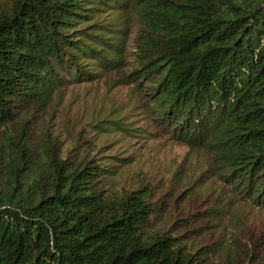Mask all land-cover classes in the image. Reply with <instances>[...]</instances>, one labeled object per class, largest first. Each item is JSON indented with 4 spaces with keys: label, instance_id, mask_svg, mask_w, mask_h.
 Masks as SVG:
<instances>
[{
    "label": "trees",
    "instance_id": "obj_1",
    "mask_svg": "<svg viewBox=\"0 0 264 264\" xmlns=\"http://www.w3.org/2000/svg\"><path fill=\"white\" fill-rule=\"evenodd\" d=\"M135 17L138 56L124 77L146 78L152 120L206 148L264 205V0L0 1V120L122 71ZM93 162L48 154L6 177L0 264H202L157 227L151 192L107 195Z\"/></svg>",
    "mask_w": 264,
    "mask_h": 264
},
{
    "label": "rangeland",
    "instance_id": "obj_2",
    "mask_svg": "<svg viewBox=\"0 0 264 264\" xmlns=\"http://www.w3.org/2000/svg\"><path fill=\"white\" fill-rule=\"evenodd\" d=\"M131 23L122 71L69 82L48 106L0 120L1 187H7L6 177L26 176L48 154L71 163L86 154L103 168L107 195L151 192L159 206L157 227L200 263L259 264L264 205L249 201L241 186L234 188L206 148L175 139L152 120L146 78L127 82L124 77L138 56L139 20Z\"/></svg>",
    "mask_w": 264,
    "mask_h": 264
}]
</instances>
